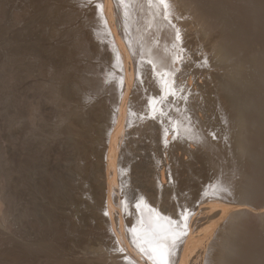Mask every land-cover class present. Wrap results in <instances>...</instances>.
Returning <instances> with one entry per match:
<instances>
[{
	"label": "rangeland",
	"instance_id": "rangeland-1",
	"mask_svg": "<svg viewBox=\"0 0 264 264\" xmlns=\"http://www.w3.org/2000/svg\"><path fill=\"white\" fill-rule=\"evenodd\" d=\"M102 2L105 4L104 0H0V264L115 263L121 256L119 246L122 232L125 231L123 234L127 236L126 233L130 230L128 227L131 224L127 227L123 226L124 229L122 228V232L118 234L119 239H116L112 228L108 230L96 227L88 214L94 186L101 185V181L106 179V182H103L107 189L105 190L111 194V198L113 197L111 200L112 204L114 203V208L121 210L119 207H122L123 201L125 202L123 200L125 196L121 191V187L126 185L123 181L126 179L127 182L132 183L143 175L142 172L151 167V171L155 168L153 175L151 174L152 178L149 180L154 182V186L162 184L161 182L172 185L169 193L165 192L167 197L163 195L164 191L162 192L164 197L167 199L171 197L169 200L173 201L170 214L173 213V216L187 220L186 223L182 222L180 230L176 234L177 237L183 239L188 248L184 264H202V259L199 260L198 257L203 247V240L207 239L208 241L210 236L216 233L218 227L220 228L222 223H225L223 217L229 212L252 204L254 206L252 205L250 209L253 211V219L256 220L254 219V226L248 231L249 234L253 233L250 236L248 233L247 235L253 238L246 240L247 246L245 245V250L242 248L241 259L237 257L238 260L235 259V261L238 263L234 262V264H250L251 261L252 264H264V226H261L262 222L258 221L259 218L257 219L259 213H264V133L260 138V155H256L259 157L250 160V166L247 164L246 167L236 162L237 156H232L238 155L236 151L230 149H226V152L221 151L203 140L207 135L212 140L214 137L217 140L219 126L213 125L217 119L216 114L211 119L212 124L208 123L202 120L200 104L193 106L187 104V101L192 97L190 95L200 90L201 67L205 62L203 59L206 56L207 47L203 46L200 39V41H196L198 44L194 47L192 65L198 64L197 66H199L201 64V67L191 66L192 75L188 73V76H184V78L174 79L171 86L160 85L163 88L161 93L154 88L152 79L148 82L142 80L137 89L133 88L128 95L130 100H126L125 93H121L123 87L121 88V78L117 71L116 61H113L112 58L109 59L106 53L111 41H107L109 35L105 29L107 25L110 27L114 24L121 32L118 27L119 24L123 25V17L118 15L117 18V15L115 16L111 12L115 16L113 17L109 11L106 13L111 17L106 16V13L103 12L102 16L105 18H102V13L98 12ZM92 4L95 6L91 7ZM103 19L104 22L107 19L105 22L107 25ZM198 38L200 37H196V40ZM184 50H186L185 47L181 51L182 59L183 55L187 56V52ZM203 54L204 57H199ZM197 59L198 61L195 62L194 60ZM27 62H31V69L33 67L32 79L33 82L35 80L33 85L36 87H32L34 90L36 89L35 93L41 92V97L38 95L39 98L36 100L47 105L46 110L40 112L37 123L26 112L28 89L27 81L23 76ZM39 78L44 83L41 84ZM196 79L198 80L196 81ZM73 87L75 90L78 88L81 92L84 89V101L71 93ZM34 90L31 89L30 92L33 93ZM86 90H89L90 93ZM200 93L201 91L194 94ZM161 96H163L162 99ZM163 99L167 102L160 104ZM36 100L29 98L28 101L31 103L29 106L33 107L34 104L36 106ZM211 104L213 109L216 106L213 92L211 93ZM166 105L168 106L166 107ZM196 105L198 106L197 110H195ZM80 106L82 107L80 108ZM171 106L177 107L176 110L174 108L177 112H174ZM178 107L181 109L184 107V109L178 112L180 110ZM216 107L214 111L217 110ZM153 108L154 112L151 110ZM171 111L174 112V115ZM194 111L201 117H197ZM170 112L173 118H179V120L173 119L172 116L169 117ZM188 112L191 114H189L190 116L187 114ZM175 113L184 114L183 118H181L182 115L179 116ZM150 117H155L159 123L158 128L155 127L157 128L155 132H153L155 128L153 131L147 130V132L155 133L153 134L155 136H149L152 133L145 132L143 128L144 122H147ZM180 118L186 120H183L182 123L187 121L194 123V130L198 124L199 127L195 131L204 134V138L194 137L195 139H193V136L187 135L186 139L183 134L184 126L182 125L184 123L180 122ZM171 119L174 121H170ZM172 124H176L174 128ZM177 125H179V129ZM168 127H171V131ZM182 134L185 139L181 143ZM46 139H49L51 144H46L44 142ZM73 143L77 147L76 153L71 150ZM13 146H16L19 152L25 150L28 155L27 160H29L26 164L29 168L31 165L42 164L54 168L53 177L48 178L49 184L46 183L41 188V195H46L45 199L52 202L55 207V209L47 211L48 214L37 215L31 212L21 220L18 218L16 222H12L11 148ZM146 152H149V156ZM18 156L16 166L17 174L20 177L23 161ZM139 156H142V159ZM144 158H150L148 159L150 163ZM231 158H235V160ZM106 163H110V167ZM118 165L122 167H116ZM64 168H72L76 176L75 180L68 183L69 203L66 208L63 203L64 197L57 185L61 169ZM109 171H111V176L108 175ZM117 173L118 175H115ZM111 177L115 178L116 184ZM246 178L249 180L247 181ZM222 182L224 184H220ZM19 187L20 185L17 186L19 192L17 201L20 200L21 203L23 198L20 197H23V193ZM258 187L261 188L259 191H263L259 194L261 198L259 196L257 198L260 199L250 198L249 195L256 192ZM115 189L118 191L116 192ZM211 189L213 190L210 191ZM112 190L113 193H111ZM134 190L137 193V190ZM135 192L132 191L131 195H134ZM97 194L99 197L101 196L100 189L97 190ZM116 194L115 202L117 206L120 204L118 208L113 201ZM258 203L260 205H257ZM117 210L115 211L117 212ZM257 211L259 212L257 213ZM103 212L105 211L103 210ZM111 216L113 225L117 228L118 223L114 219V214H109V223H112ZM159 230L163 234L173 233L168 223L160 224ZM248 240H252V242ZM243 253L246 257L251 254V257L245 258ZM252 256H255L253 257L254 261L251 259ZM190 257L191 259H188Z\"/></svg>",
	"mask_w": 264,
	"mask_h": 264
},
{
	"label": "bare ground",
	"instance_id": "bare-ground-1",
	"mask_svg": "<svg viewBox=\"0 0 264 264\" xmlns=\"http://www.w3.org/2000/svg\"><path fill=\"white\" fill-rule=\"evenodd\" d=\"M104 1L105 4L102 2L98 8V12L100 14L102 13L101 16L103 15V12L106 13L110 11L109 13L110 15H112L111 12H113L115 16L117 15L116 16L117 18L118 15L123 17L124 23L123 25L119 24L118 27L121 29V32L117 29V26H115L114 24H112L109 27L105 23L107 19H105L106 20L105 22L103 19V22L107 25L106 26L107 28H105L108 31V35H109L108 37L109 39L107 38L108 39L107 41H111V44H109V48L107 47L106 53L107 56H109L108 57L109 59L112 58L113 61H116L115 63L117 66V71L119 72V76L121 78V88L123 87L121 93H125L126 100L129 99L128 95H130L132 89L133 88L137 89V86L140 85L142 80L148 82L150 81V79H152L154 82L153 84L154 88L157 89L159 93H161L163 88H161L160 85L164 84L171 86L174 79L179 80L181 78H184V76H188V73H191L192 75V72L190 71H191V66H193L192 59L194 58H192V56L195 51L194 47L196 44H198L197 42L201 40L203 46L204 45L207 46L206 56H205L206 58L204 57V54L203 56H199V57H204L203 61H205L204 64H202V67L200 66L201 64H199V66L201 67V75H202L201 81H199V88H200L199 91H201V93L198 94L199 95L198 96L195 94L196 92L198 93L199 91L193 92L194 96L190 95V97L191 96L192 97L190 99L188 98L189 100L186 101L188 105L190 104V106H193L194 104H198V105L200 104V108L202 111L200 113H202L203 121H206L208 123L210 122L212 124L213 121H211V119L214 117L213 115L216 114L217 119L216 120L214 119L215 124L213 125L219 126V129L217 128L219 130V133L218 135H216L217 132L215 134L218 137V138L216 137L217 140H215V137L214 140H212V138L208 137L207 134H206L207 137L204 138L205 136L204 134L195 131L199 127L197 126L198 124L197 123H196L197 125L195 124L196 129L194 130L193 129L194 123L192 124L191 121H187L186 123L183 122L184 125H182L184 126L183 134L186 136V139H187V135L193 136V139H195L194 137H199V139L200 137L204 138L203 140L206 143H208L213 147H216L218 150L221 151L226 152V149L236 151L238 155L235 154L232 156L235 157L237 156L236 162H238V164L240 163L241 165H243V167L244 166L246 167L247 164H249L250 160L254 158H258L259 156L257 157L256 155L260 153V141H261L260 138L263 136L264 133V0H104ZM94 6L95 4L94 5L92 4L91 7ZM107 15L108 13H106V16ZM112 16L115 17L114 15ZM103 17L104 16H102V18ZM108 17L111 16L108 15ZM196 37H200V38L196 40ZM98 43H102V42H98ZM105 46L107 45L105 44ZM182 47L183 48L185 47L186 50L184 51L187 52V56H188L187 57L186 54L184 53L185 56L183 55L184 57L183 59L181 58L182 57L181 51L183 49ZM200 59L202 60V58ZM194 61L196 62L198 61V59ZM195 65L196 67H199L197 66L198 64ZM31 66H32L31 62L26 63L25 72L23 76L25 81H27V89H28L26 112L27 115L29 117H32V120L37 123L40 117V112L42 110L45 111L47 105L42 101L36 100L37 98H39L41 92L38 94L35 93L36 89L34 90V88L32 87L35 86L33 85L35 80L33 82L32 79L33 67L31 69ZM193 67L192 69H194ZM197 80L198 79H196V81ZM42 81L43 80H41V84L44 83ZM38 84H40V82ZM189 87L190 85L188 86V88ZM78 88L77 90H75L73 87L71 89L73 92L71 93L74 94L76 97L82 99V101H84V97H85V92H83L84 89L82 90L83 92L82 93L81 91L78 90ZM212 88L213 91H211ZM31 89L34 90L32 91L33 93L30 92ZM89 90L86 91L89 92ZM191 92H189V94ZM212 92L214 93V97L216 100V106H217V107L215 106L217 109V110L215 109L216 111H214L215 107H213L212 109V104H211ZM86 94L88 93L86 92ZM186 94H188V92ZM178 95L181 94L178 93ZM197 96L201 99H199ZM29 98L36 100L38 102V103L36 102V106L35 104L33 107L29 106V104H31L28 101ZM162 98L163 96H161V99ZM178 100L175 101L177 102ZM164 102L167 101L163 99L160 104ZM168 105H166V107ZM81 107L82 106H80V108ZM181 107L180 108L178 107L180 109L178 110V112L179 111L181 112V110L184 109L185 106L182 109ZM171 108H173V106H171ZM174 108L172 110H174ZM166 109L168 110L169 108ZM197 109L198 106L196 105L195 110ZM151 110H153L152 112H154V108ZM175 110L174 112H177ZM171 112L174 115V112L173 111ZM171 112L169 117L172 116L173 118ZM187 114L189 115L190 113L188 112ZM183 115L181 116V118H183ZM186 116H184L185 119L189 117ZM198 116L201 117V115H197V117ZM167 119L169 120L170 118ZM173 119L179 120V118H173ZM173 119H171L170 121H172ZM183 120L181 119L180 122L182 123ZM158 124H159L158 120H156L155 117H150L149 120H147V122H144L143 124L144 131L145 132H147V130L153 131L155 127L158 128L159 126ZM176 124L174 125L172 124L173 128L175 127ZM178 126L179 125H177V127ZM157 128H155L153 132H155ZM179 128L180 127H178V129ZM170 131L168 133H170ZM153 132H149V134L152 133L149 136L155 134ZM174 132H176V130H174ZM183 136L181 138V143L182 140L185 139V136L184 138ZM44 142L46 144H51L49 139L44 140ZM190 145L192 144L190 143ZM11 149H12V168H11L12 169L11 171L12 222H16L18 218L21 220L24 216H26L28 213L31 212H34L37 215H45L47 211L55 209V207H53L54 206L53 203L45 199L44 196L46 195L44 196L43 194L41 195L42 185H45L46 183L49 184L48 178L53 177L55 173L54 168H49L47 165H43V164L39 166L31 165L29 168L26 164V162L29 160H27L28 155L25 152V150L23 152L22 151L19 152L16 146H13ZM71 150L73 153L77 152V147L74 145V143L71 146ZM146 153L148 154L147 156H149V152ZM18 155L23 161V166L21 165L22 172H20V177L17 174L18 172L16 166ZM144 155L142 156L144 157ZM142 156L139 157L142 159ZM148 159L144 158L145 161L146 160L148 161ZM232 160H235V158ZM145 161L143 162L142 160L143 163H145ZM115 163L113 164L115 165ZM109 164L107 165L109 166ZM248 166H250V164ZM26 167L29 169H27ZM116 167L121 168L122 166L119 167L118 165ZM116 167L115 169H118ZM151 169L152 167L147 170L145 169L146 171L142 172L143 175L132 183L127 182L126 179L125 181H123V183H125L126 185L125 186L123 185L124 187H121L122 188L121 191H123L125 197L124 199L122 197L121 198L125 200V202L122 200L123 201L121 204L122 207L120 206V204H119L120 207L117 206V203L115 202L116 201L115 197H117V194L119 192L116 194V196H114L115 200H113L116 204L115 206H117L116 208L119 207L121 208V210L115 209L113 206L114 203L112 204L111 199L113 197L112 198L110 197L111 194H109L108 191H106L107 190L105 188L106 186H104L105 184L103 183L106 182V179L105 181H101V185L96 184L94 186L90 199V207H88V214L91 220L96 225V227L106 228L108 230H111L112 228V230L116 235V239H119L118 234L119 232H122L121 231L122 228L124 229L123 226L127 227L131 224V226L128 227L130 228V230L128 231V233H126L127 236L123 234L125 233L124 230H123L124 232H122L121 243L119 246L121 256H119L118 260L115 263H111V264H182V263L184 264V258L188 251V248L186 247V244L183 241V239L177 237L176 234L180 230L182 222L186 223L187 220L185 219L182 220L176 216H173V213L170 214L173 201L171 202V200H169V198L171 197H169L168 199L166 198L167 194L165 195V192L169 193V191L172 188V185L170 183L167 184L166 182H161L162 184L159 183L157 184V186H154L153 184L154 182H151L152 180L151 181L149 180V178H152L153 175L152 174L153 170L151 171ZM244 169L245 168H243V170ZM245 171L247 170L245 169ZM156 172L154 173V176ZM108 173H109L108 175L111 176L110 174L111 171H109ZM115 175H118V173ZM149 175L151 176L149 177ZM245 176L248 178L249 174L248 176L247 175ZM114 177L113 178L111 177L113 179L111 180L115 182L114 184H116L117 182L115 181ZM160 177L162 176L160 175ZM116 178H118V176H116ZM236 178L238 177L236 176ZM243 178L245 179V177ZM75 179L76 176L72 168L61 169L60 179L57 181V185L61 195H63L64 197L63 203L65 208L68 207V203H69L68 183ZM111 180L110 182H112ZM150 182L152 183L151 185ZM220 184H224V183L222 182ZM19 185L21 187L20 190H22L23 193V197H20L21 199L23 198L21 203L19 202L20 200L17 201L18 199L17 195L19 193L17 186ZM131 185L133 186L134 189L137 190V193L135 192V190L132 188ZM238 185L240 186V184ZM98 189H100L101 191L100 197L97 194ZM260 189L261 188L258 187L257 191L254 190L256 192H252L251 195L248 194L250 198L252 199L255 197L257 198V196H259L260 192L262 191V190L259 191ZM212 190L213 189H211L210 191ZM132 191L135 192L134 195H131ZM163 191H164L163 195H165L166 197L162 195ZM113 192L114 191L112 190L111 193ZM249 201L251 200L249 199ZM181 203L183 202L181 201ZM252 205L248 207H244L242 209H238L237 211L229 212L228 215L223 217L225 223H222L223 225L220 228L217 226L218 230H216V233L212 234L208 239V241L207 239H205L207 242L203 240V247L201 248L200 256L198 257L199 260L202 259V264H234V262H236L235 259H237V257L239 259V257L242 256V248L245 250L244 247L247 246L246 240L253 238L252 236L250 238L247 235V233L249 234L248 231L250 230V228L254 226L256 220L255 218H254L255 220L253 219V211L250 209V207L252 208ZM257 205H260V203H258ZM103 210L106 213L103 212ZM115 210H117L118 213ZM258 212L259 211H257V213ZM109 214L115 215L114 219H116L118 223L117 228H115L113 225L112 216L110 218L112 223L111 224L109 223V219H108ZM257 219L259 222H262L261 226H264L263 212L258 214ZM163 223L169 224L173 232L172 234L169 233L168 235L160 232L159 225ZM252 233L253 232H251L250 234ZM252 240H248V241L252 242ZM243 256L247 258V257H251V254L250 256L247 255V257L245 256V254ZM253 257L255 256H252L251 259H253L254 261ZM188 259H191V257ZM252 263L253 262L251 261L250 264Z\"/></svg>",
	"mask_w": 264,
	"mask_h": 264
}]
</instances>
